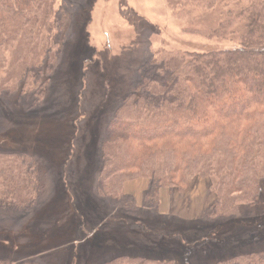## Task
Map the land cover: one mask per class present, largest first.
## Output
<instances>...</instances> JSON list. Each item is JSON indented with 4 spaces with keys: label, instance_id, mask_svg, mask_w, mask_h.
Listing matches in <instances>:
<instances>
[{
    "label": "trees",
    "instance_id": "trees-1",
    "mask_svg": "<svg viewBox=\"0 0 264 264\" xmlns=\"http://www.w3.org/2000/svg\"><path fill=\"white\" fill-rule=\"evenodd\" d=\"M198 1L213 7L219 0ZM232 1L245 5L230 10L209 35L227 38L242 23L238 47L162 50L150 58L140 83L107 122L97 191L114 206L131 180L149 179L145 195L154 199L163 187L183 189L196 175L208 176L217 199L202 219L224 227L221 239H227L202 251L214 250L208 264H264V0ZM54 5L55 0H0V68L7 71V79H0V95L18 93V101L33 97V103L22 104L26 109L45 102L64 40L65 24ZM13 114L11 119L25 115ZM4 143L0 141V264H53L54 249L63 243L61 221H43L49 227L45 232L25 225L23 216L40 203L45 184L33 154ZM127 207L119 209H135ZM167 218L156 214L151 220L157 224ZM156 224L160 248H153L154 255L121 254L120 249L104 264H181V256L166 253L162 243L168 233ZM93 238L96 242V233ZM213 240L209 234L203 242ZM193 244L186 245L189 252L182 256L193 258ZM69 259L62 263L70 264Z\"/></svg>",
    "mask_w": 264,
    "mask_h": 264
},
{
    "label": "rangeland",
    "instance_id": "rangeland-1",
    "mask_svg": "<svg viewBox=\"0 0 264 264\" xmlns=\"http://www.w3.org/2000/svg\"><path fill=\"white\" fill-rule=\"evenodd\" d=\"M243 5L232 0H219L213 7L198 0H55L65 36L45 102L26 109L22 104L33 103V97L18 101V93L0 95V141L32 153L45 184L32 218L42 225L61 221L63 243L54 249L53 264L69 257L70 264H104L120 249L121 254L154 255L158 240L151 219L156 214L168 217V222H157L168 233L162 243L167 254L181 256V264H208L215 258L214 250L202 251L227 239H221L224 227L202 219L217 199L211 178L196 175L186 188L163 187L154 199L145 195L149 179L131 180L112 206L97 191L101 146L107 122L140 83L153 54L238 47L242 23L227 38L209 32ZM6 74L0 68V79L6 80ZM15 111L25 115L11 119ZM120 206L135 209L126 212ZM209 234L214 240L203 242ZM192 242L193 258L182 256Z\"/></svg>",
    "mask_w": 264,
    "mask_h": 264
},
{
    "label": "crops",
    "instance_id": "crops-1",
    "mask_svg": "<svg viewBox=\"0 0 264 264\" xmlns=\"http://www.w3.org/2000/svg\"><path fill=\"white\" fill-rule=\"evenodd\" d=\"M69 194H70V192H69ZM71 197H72V194H71ZM35 209H33L31 212H29L28 214H26L25 216H23V219L26 221L25 222V225L28 224V228H30L32 231L36 230V231L39 232V230H40V231H44L45 232V230H48L49 227L48 228H45V226L42 225V223L39 222V220H37L36 218H32V215H34V213L36 211ZM38 222H39V224H36ZM28 258H26L24 261H27ZM14 264H18V263H14Z\"/></svg>",
    "mask_w": 264,
    "mask_h": 264
}]
</instances>
